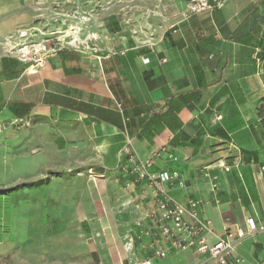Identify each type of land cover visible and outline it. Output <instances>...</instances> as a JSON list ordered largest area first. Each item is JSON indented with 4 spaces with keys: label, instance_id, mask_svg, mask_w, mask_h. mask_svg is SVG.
I'll use <instances>...</instances> for the list:
<instances>
[{
    "label": "crops",
    "instance_id": "1",
    "mask_svg": "<svg viewBox=\"0 0 264 264\" xmlns=\"http://www.w3.org/2000/svg\"><path fill=\"white\" fill-rule=\"evenodd\" d=\"M39 1L0 0V18L14 16L0 20V37L37 17ZM106 1L100 11L88 5L109 17L96 24L107 40L94 51L60 49L36 69L0 58V128L28 117L33 133L13 151L0 147V188L8 156L22 160L39 139L52 151L62 144L90 163L58 176L68 194L54 206L75 210L57 221V233L40 237L50 264H221L194 248L155 255L145 231L156 190L134 170L151 160L149 174L178 173L165 190L182 205L199 202L210 244L246 230L248 217L264 224V0H224L199 13L189 12L191 0H154L158 8H143L142 22L133 5L120 13L119 0ZM3 195L0 264H29L23 257L39 254L24 252L17 235L39 237L10 227ZM237 259L264 264V231L242 240L227 264Z\"/></svg>",
    "mask_w": 264,
    "mask_h": 264
},
{
    "label": "rangeland",
    "instance_id": "2",
    "mask_svg": "<svg viewBox=\"0 0 264 264\" xmlns=\"http://www.w3.org/2000/svg\"><path fill=\"white\" fill-rule=\"evenodd\" d=\"M212 3L213 0H208ZM224 4L225 1L222 0ZM110 1L92 0H57L39 1L38 16L33 17L32 21L26 25L18 27L14 31L7 32L0 37V58L4 55L12 57L24 68L32 69L42 67L46 58L59 51L60 49L71 50H92L94 51L106 36L97 29L96 24L106 21L109 17L95 16L94 9L98 11L107 6ZM87 3V4H86ZM91 3V4H89ZM133 5L140 22L142 16L148 11L143 12V8H158L159 1L152 0H119V11L125 13L127 5ZM153 4V5H152ZM93 6V11L88 6ZM189 12H191L192 1H189ZM92 11V12H91ZM93 15H91V14ZM151 13V12H150ZM0 20L13 21L14 16L1 17ZM137 35L143 36L142 26ZM23 119L13 120L6 123L7 129L0 128V147L8 146L6 150L13 151L16 139L27 137L29 140L33 134L32 124ZM38 135H44L39 130ZM4 139L6 141H4ZM39 141L34 145H28L22 154V160L9 158L7 163V175L3 177L7 183L0 188V193L5 200L4 215L11 221V228H30V233L38 236L37 239H27L26 232H21V243L24 252L36 250L38 256H32V264H50V259L42 255V246H46V239L40 240L49 233H57L60 230L58 220L67 215H74V208L55 207L61 205L68 192L67 181L62 178L64 173H69L75 168L86 163H90V157L85 153L62 151V144H53L54 151L49 150V145ZM12 147V149H8ZM14 156V155H13ZM87 160V161H86ZM93 163V162H91ZM64 178V177H63ZM64 179H67L65 177ZM1 180V179H0ZM67 184V185H66ZM63 206V205H62ZM76 226V225H75ZM78 231V226L75 227ZM14 232V231H13ZM30 234V236H32ZM14 235L12 233L11 237ZM16 236V235H15ZM36 238V237H35ZM61 243V240L54 241ZM37 243V244H35ZM24 263H29L26 256L23 257Z\"/></svg>",
    "mask_w": 264,
    "mask_h": 264
},
{
    "label": "built area",
    "instance_id": "3",
    "mask_svg": "<svg viewBox=\"0 0 264 264\" xmlns=\"http://www.w3.org/2000/svg\"><path fill=\"white\" fill-rule=\"evenodd\" d=\"M191 1V13H199L223 5L222 0H213L212 3L208 0ZM145 61L148 62V59ZM151 164V160L142 161L134 171L138 172L139 181L147 180L156 190V207L146 217L150 220V227L145 231V235L153 238L152 244L157 247L155 251L157 257L165 258L170 250L180 252L194 248L199 255H208L218 263L227 264L228 258L236 253V247L242 240L256 232L264 231V224L258 225L254 218L248 217L246 230L242 228H237L235 231L227 230L225 238L210 244L208 236L213 230L210 222L201 219L198 212L199 202L190 201L188 206L182 205L172 199L165 190L164 184L173 185L179 181V174L161 173L158 176L149 174L146 167ZM236 263L239 264L240 259H237ZM143 264L152 263L145 261ZM199 264H208V262Z\"/></svg>",
    "mask_w": 264,
    "mask_h": 264
},
{
    "label": "trees",
    "instance_id": "4",
    "mask_svg": "<svg viewBox=\"0 0 264 264\" xmlns=\"http://www.w3.org/2000/svg\"><path fill=\"white\" fill-rule=\"evenodd\" d=\"M11 111L15 113V110L14 109H11Z\"/></svg>",
    "mask_w": 264,
    "mask_h": 264
}]
</instances>
